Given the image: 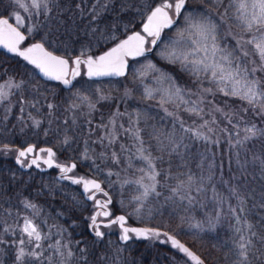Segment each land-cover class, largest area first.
<instances>
[{
  "label": "snow or ice",
  "instance_id": "obj_1",
  "mask_svg": "<svg viewBox=\"0 0 264 264\" xmlns=\"http://www.w3.org/2000/svg\"><path fill=\"white\" fill-rule=\"evenodd\" d=\"M85 2L86 0H80L72 5L70 0H11L14 6L12 10L9 12L6 9L4 13H0V48L22 58L38 70L46 81H56L69 88L70 92L75 88L73 82L81 76H86L89 80L105 77L130 78L132 84L138 86V83H142L143 79L151 74L156 87L145 86L142 99L155 100L164 113L160 119L169 117L172 124L171 129L167 131L153 126L150 136L157 141L158 151H167L169 156L173 153L179 154V148H187L184 144L186 137L218 145L219 139H213L211 134L216 131V114H220L232 128L228 142L230 148L235 150V162L240 176L247 179L248 175L254 176L258 170L261 178H264V127L245 118L246 114L251 113L264 123V0H117L119 12L125 15L131 12L132 16L126 24L111 23L103 29L99 24L104 14L114 6L113 0H93L87 14L82 7ZM72 7L76 9L78 17L72 14ZM77 19L86 21L83 24L84 35L92 39L87 43L81 42L79 48L75 49V42L65 37L70 38L72 32L80 29ZM233 26L239 31H234ZM230 40L234 43H230ZM139 58H143L141 68L130 73L129 61L140 63ZM153 58L163 61L171 68L178 66L180 72L190 77L186 84L191 86L179 84L177 78L154 62ZM40 88L39 81L25 80L22 77L17 79L14 75L8 76L0 83V104L9 102L3 121L8 120V114L12 110L10 97L13 95H19V110L22 114L25 112V105L39 111L37 105L40 100H26L23 93L30 89L34 97L39 96ZM132 92V88L125 87L121 101L131 99ZM218 95L226 98V106L227 100L231 99L239 101L241 107H229L226 111L215 102ZM113 99L115 97L101 87L91 93L80 90L71 92L66 111L73 113L72 125L77 124V112L91 117L98 110L97 105L100 102ZM46 107L51 116L52 110L58 106L48 102ZM84 109L87 111L84 112ZM181 112L195 118L191 125L185 126ZM123 115L125 113L120 112L117 105L107 124L96 125V128H103L106 135L100 136L93 143L105 147L115 144L119 136L116 118ZM128 115L131 118L132 114ZM135 115L137 119L133 123L138 125L141 115L147 114L137 111ZM205 116L209 119H205ZM18 119L21 123L24 122L23 115ZM28 119L35 128H39L42 123L31 113H28ZM86 123L91 126L92 120L86 119ZM68 124L69 121L65 120L64 136L59 141L61 145H70L73 140V137L68 135ZM110 126L111 131L108 130ZM119 129L134 139V158L142 162L141 166L135 169L141 173L139 178L125 179L121 184V188L135 184L139 192L129 201L135 205L132 211L124 214H116L112 210L113 197L102 186V181L87 175H70L76 172L77 163L59 162L58 153L53 147H38L34 143H29L26 147H10L9 143H4L0 146V154L7 157L14 153L15 164L22 169L35 167L43 171L41 165L47 166L48 169H58L57 182L70 181L72 185L81 186L80 195L84 199L72 195L68 211H83L87 202H92V211L85 219L88 222L87 229L94 237V244L104 242L107 233L102 229H112L115 226L119 229L118 239L122 245H126L133 238H143L169 244L177 254H182L177 264L181 261L182 264H219L220 257H212L211 251L205 250L203 245L194 250L193 246L180 237L190 235L194 241L202 240L201 234L216 230L222 212L217 211L214 216L206 214L204 220L193 222L194 217L181 215L177 211L182 208L188 213L191 210L196 200L192 192L195 190L200 193L205 190L204 181L212 180L213 165H208L210 174L207 177L202 174L197 177L191 172L173 175L170 169L165 171L158 168V163H163L164 156H153L150 147H145L141 128H125L121 124ZM221 131L228 132L229 129L224 128ZM91 132L89 127V134ZM44 135H48L47 130ZM254 141L260 144L259 151H254L256 143H252L251 149L247 147ZM84 143L85 149L81 159L87 160L90 159L88 141L85 140ZM120 147L122 152L131 151L125 149L124 145ZM99 156L101 159H111L115 164L121 163L119 155L114 151L110 157L103 152ZM132 160L133 156H129L128 168L133 167ZM249 165L253 166L252 173L248 172ZM92 167L97 172L102 171L95 161ZM112 175L114 173L111 171L107 173L109 177ZM15 176L16 174L12 173L13 179ZM233 179L238 178L233 176ZM169 180L176 182L171 185L167 183ZM108 183L111 185L112 181ZM44 187L49 188L48 185ZM244 187L243 184H236L231 185L228 190L230 197L236 200L235 206H228V212L236 221L232 227L234 235L230 243L224 241L221 244H213L212 248L220 251L226 244L229 245L223 253L227 264H264V219L257 224L248 219L247 213L250 210L246 208L247 193L242 191ZM158 188L168 190L169 194L164 200L173 206L169 215L177 219L175 226H129L128 221L132 216L142 220L141 210L150 197L158 198L162 195ZM213 191L215 193L214 186ZM15 195L20 197L21 194L17 192ZM0 199L6 203L11 202V197L5 198L3 192H0ZM214 199L220 205L224 203V197L219 193L215 194ZM185 201L187 206H184ZM119 203L121 207H126L122 200ZM19 204L24 210H30V214L13 213L11 207L4 208L3 203H0V264H72L73 261L76 264H91L88 248L74 250L71 233L67 228L58 224L49 225L47 218L40 219L43 211L40 205L27 197L20 198ZM259 206L264 208V201ZM58 215L63 216L64 213L60 212ZM8 218H11L13 223H9ZM75 226L76 221L72 220L70 227ZM80 243L81 240L75 241L76 245ZM108 243L109 246L112 245L111 241ZM125 251V247L117 245L111 256L101 253L97 260L103 264H109L110 261L130 264L121 255Z\"/></svg>",
  "mask_w": 264,
  "mask_h": 264
},
{
  "label": "trees",
  "instance_id": "obj_2",
  "mask_svg": "<svg viewBox=\"0 0 264 264\" xmlns=\"http://www.w3.org/2000/svg\"><path fill=\"white\" fill-rule=\"evenodd\" d=\"M80 2V0H70L72 5ZM93 0H86L82 5L87 14L88 8L90 7ZM114 6L109 9L107 13L102 17V21L99 27L103 29L105 25L116 23L117 25L126 24L128 19L132 16L129 12L126 15L119 12V3L117 0H113ZM14 6L11 4V0H0V13H4L7 9L9 12ZM72 14L78 17L76 9L72 7ZM120 17V19H118ZM39 19V18H37ZM139 18H137L138 21ZM86 21L77 19V23L80 25V29L76 32H72L70 38L71 41L75 42L74 48L78 49L81 42L87 43L92 37H86L84 35L83 24ZM93 43L95 40L93 39ZM98 50V49H97ZM152 58V57H150ZM154 59V58H153ZM143 61V58H141ZM159 66L164 67L165 71L170 72L173 76L177 78L178 83H182L184 86H191L186 84L190 80L186 74L180 72L179 67L171 68L165 65L163 61H156ZM5 72L7 74H5ZM27 75H24V73ZM16 76L17 79L21 77L25 80L39 81L41 88V95L35 96L30 89L25 90L23 95L26 100L39 99L40 104L37 105L36 109L28 107L25 105V112L22 114L20 112L19 95H13L10 97V102L13 105L11 112L8 114V120L3 121L5 115L4 106L9 102L6 101L4 104H0V146L4 143H9L10 147H26L29 143H34L38 147H53L54 151H57L58 157L61 160H67L70 162H76L77 168L84 172L89 178H96L102 181V185L109 191L112 195L113 200H115L118 193V185L125 179L134 180L141 173L137 172L135 169L141 166V162L136 160L134 157L136 155V142L129 135L125 134L119 125L123 124L125 128L129 127H139L143 131L141 133L144 141L145 147L152 151L153 156H164L163 163H158V168L165 171L169 169L176 175L180 172H191L195 176L199 177L201 174L207 177L210 173L208 170V165L212 164V180L208 181L205 179L203 192L197 193L193 190L192 195L196 197L191 210L185 213L183 209H177L181 215H190L195 218L193 222L202 221L205 219V215L214 216L217 211L222 212L220 223L214 232H206L201 234L202 240L194 241L193 237L190 235H182L180 238L183 241H187L195 249H200L201 245L207 251H211L212 257H220L219 264H227L223 259V253L227 251L229 245H225L220 251L212 248L213 244H221L224 241H231L234 232L232 227L236 224L233 216L228 212L229 204L235 206L236 200L230 197L229 187L231 185L243 184L245 187L242 191L247 193L246 208L250 210L248 212V219L253 223L257 224L258 221L264 219V208L259 205L264 201V178H261L259 171L255 172V175H248L247 179L240 176L237 165L236 157L234 155L235 150L229 146V134L232 131L231 125L227 124V121L220 114H216V119L218 121L216 125V131L219 136V144H197L196 140L185 138L184 144L187 148L181 147L178 149V153H173L171 156L168 155L167 151L161 153L157 150V141L152 139L150 133L153 132V126L156 128H162L164 130L171 129L172 124L165 119L160 118L164 116L163 111L158 106H151L150 103H156L153 100L145 101L141 99L142 91L137 85H133L131 79H126L128 83V88H133V95L131 99H125L121 101L119 95L122 88H118L110 82L109 79L104 80H88L85 77H79L77 82L74 84L75 88L71 89V92L80 90L81 92H94L97 87H101L104 91L115 99L110 101H102L97 105V111H95L91 117H86L80 115L79 112L76 113V126L71 123L73 113L66 111L68 102L70 99L71 92L69 89H65L59 83L49 82L42 80L36 71L30 67L25 62L22 63L20 59L11 57L10 55L0 51V82L6 80L8 76ZM148 82V79L147 81ZM108 83V84H107ZM47 88V91H45ZM46 97V100H45ZM221 95L216 97L217 103L221 107H224L227 111L229 107L232 109H238L241 107L239 101L230 102L227 100V106L225 105V100ZM48 102L56 104L58 107L52 110L53 114L49 116V110L46 107ZM238 102V103H237ZM119 106V111L125 113L123 116L116 118V128L119 132L118 139L115 144L105 147L99 143H93L97 141L100 136H104L102 133V128H96L98 124H107L108 118L116 111V106ZM84 112L87 110L84 109ZM139 111L141 115L138 125L133 122L136 121L137 117L135 113ZM28 113H31L36 119L42 121L39 128L32 126V121L28 119ZM128 114H132L129 118ZM243 114V113H242ZM23 115L24 122L18 119ZM186 115V114H185ZM246 119L254 120L258 126L264 127V123H261L259 118L254 117L251 113L245 115ZM86 119L92 120V125L89 126L86 123ZM68 120V135L73 137L70 145H61L60 140L63 139L65 125L64 121ZM170 120V119H169ZM51 122V123H50ZM235 122V121H234ZM15 126V127H13ZM89 127H91L92 132L89 134ZM23 128V131L21 129ZM228 128L229 131H221V129ZM47 130L48 135L45 136L44 132ZM180 135V133H177ZM88 141L89 152L88 155L90 159H81V154L84 152L85 143ZM252 143H256L257 147L254 151L260 150V144L257 142H251L247 145L249 149L252 148ZM107 144V141H105ZM121 145L125 146V149H131V151H121ZM116 152L121 160L120 164H115L111 159H101L99 154L105 153L107 157L111 156L112 152ZM133 156L132 168H128V157ZM249 158H251V153H249ZM93 161L102 170L97 172L94 167H92ZM201 165L203 171H201ZM111 171L114 173L112 176H107V173ZM248 172H253V166H248ZM12 173H15V179L12 178ZM54 169L47 171H40L34 168L28 170H22L15 164L13 159L8 157L0 158V192L4 193V197H11V202L6 203L0 199V203H3L4 208L11 207L13 213L21 212L23 214H30V210H24L22 205L19 204V199L22 197H27L36 204L40 205L42 208L41 218H47L48 224H58L67 228L68 232L71 233V240L73 241L74 250L79 248H88L89 256L88 259L91 264H103L97 260V257L101 253H105L108 256L112 255L115 246L119 245L125 247L127 251L123 252L122 257L129 261L130 264H177L178 259L177 253L169 248L165 244L157 243H141L137 241H128L126 245H122L116 234L106 235L105 240L101 244H94V237L90 234L87 229V220L85 219L90 215L91 205L87 202V207L81 211L76 210L74 212H69L68 209L71 207V196L76 195L79 199H82L81 195L73 192V185L66 181H59L55 178ZM118 173V175H117ZM130 176V177H128ZM236 176L238 179H233ZM163 182V178L161 177ZM109 181L112 184L109 185ZM175 180H169L167 183L174 185ZM227 182V183H225ZM70 184V185H69ZM48 185L49 188L44 186ZM213 186L215 187V193L213 191ZM129 190L127 194H122L123 197L130 201L132 197L139 194L137 191V186L135 184H128L125 187ZM51 189V193H50ZM162 192V195L158 198L150 197L145 203L144 208L141 210V216H145L146 219H133L131 222L138 226H148V227H163L165 224H170L175 226L178 222L175 216H170L169 213L172 212L173 206L171 203H165L164 197L167 196V188H158ZM19 192L20 197L16 196L15 193ZM41 193L37 195V193ZM219 193L224 197V203L222 205L218 204L217 200L214 199L215 194ZM66 196L68 197L66 199ZM134 203H128L126 207L118 208L114 205V210L116 213L129 212L133 207ZM184 206H187L185 201ZM151 210V211H150ZM63 212L64 215L60 216L58 213ZM9 223H13L11 218H8ZM76 221V226L70 227L71 221ZM40 222L39 220L37 221ZM207 228V224H205ZM55 231V229H53ZM67 235L65 239H67ZM81 240L82 243L79 245L75 244V241ZM109 241L112 245L109 246ZM91 253H95L92 255ZM77 255L79 252L77 251ZM176 259H173V258ZM72 264H76L75 261ZM109 264H117L116 261H110Z\"/></svg>",
  "mask_w": 264,
  "mask_h": 264
},
{
  "label": "rangeland",
  "instance_id": "obj_3",
  "mask_svg": "<svg viewBox=\"0 0 264 264\" xmlns=\"http://www.w3.org/2000/svg\"><path fill=\"white\" fill-rule=\"evenodd\" d=\"M233 30L234 31H236V32H238L239 30L237 29V28H235V26H233ZM230 43H234V41H229ZM9 55V54H8ZM10 56L11 57H14V58H18V59H20V61L22 62V63H24L25 61H23L22 60V58H19V57H16L15 55H12V54H10ZM26 63V62H25ZM143 63V61H140V63H130V68H129V72L131 73L132 71H135V70H137V69H140L141 68V64ZM27 64V63H26ZM30 67H32L31 65H29ZM35 71H36V73H38L39 74V72H38V70H36L34 67H32ZM81 77H84V76H81ZM79 78V77H78ZM78 78H77V80H78ZM107 79H109V81L110 82H108V83H112V85H114V86H116V87H118V88H122L121 89V91H124V89H125V87H128L129 85H128V83H127V80L125 79V78H122V77H117V78H107ZM147 79H148V82H146L147 81ZM77 80L76 81H74V83H76L77 82ZM102 80H104V79H102ZM145 81V82H144ZM4 82V80H2L0 83H3ZM143 84L142 85H139V89H140V91H142L143 92V89H144V87L145 86H147V87H149V88H155L156 87V84H155V82H154V80L152 79V75L151 74H149V75H147L144 79H143ZM107 83V84H108ZM179 84H181L182 85V83H179ZM133 89V88H132ZM123 94V92H121L120 93V95H119V99H120V97H121V95ZM134 93L132 92V95H133ZM141 99H142V97H140ZM154 102H156L155 100H153ZM225 101V100H224ZM228 101L230 102V99H228ZM215 102L217 103V100H216V98H215ZM238 103V102H237ZM151 104V106H153V107H155V106H157V104L156 103H150ZM219 104V103H218ZM8 106V104L7 105H5L4 106V108H6ZM186 113H183V112H181L180 113V115L182 116V118L185 120V126H189V125H191L192 124V121H193V119H195L194 117H189L187 114L185 115ZM170 119V120H169ZM205 119H209V117L208 116H205ZM107 120H109V118L107 119ZM166 121H169L170 123H171V118H169V117H167V120ZM200 121H197V123H199ZM217 123H218V121H217ZM215 127V129H216V125L214 126ZM102 133H103V135H106V133H105V130L102 128ZM109 131H111V126L109 127V129H108ZM167 130H170V129H166V131ZM212 136H213V139H216L217 138V136H219V134H217V131H215L214 132V134H211ZM196 143L197 144H200V143H203V144H205V142L203 141V140H196ZM14 153H10L7 157L8 158H10V159H13L14 160ZM0 158H5V156H3L2 154H0ZM58 158V161L59 162H61V163H64V162H70V161H67V160H61L59 157H57ZM15 161V160H14ZM141 164H142V162H141ZM41 166H43V165H41ZM18 167H19V165H18ZM59 173V170L58 169H55V175L56 174H58ZM70 175H85L84 174V172L83 171H81L79 168H77V170H76V172L75 173H73V174H70ZM128 177H130V176H128ZM137 178H139V176H137ZM136 177L134 178V180L135 179H137ZM121 184H122V182L118 185V195L116 196V198H115V200H114V204L111 206L112 207V210L115 212V210H114V205H116L119 209L120 208H123V207H121V205H120V201L122 200L123 202H124V205H127L128 203H129V201H127V198L126 197H123L122 196V194H127L128 192H129V190L128 189H126L125 187H126V185H124V187L123 188H121ZM70 185V184H69ZM72 185V184H71ZM77 192V193H81V191H80V188H79V185H74L73 186V192H75V191ZM106 190V189H105ZM90 205H91V211H92V202L90 203ZM91 211H90V213H91ZM132 211V209L129 211V212H131ZM116 213V212H115ZM120 213H122V212H120ZM122 214H124V213H122ZM141 215V214H140ZM142 217V219H146V217L145 216H141ZM133 219H138L136 216H132L131 218H129V221H128V224H132L131 223V220H133ZM103 231H105L106 233H107V235H110V234H116L117 236H119V229L118 228H116L115 226L112 228V229H102ZM161 239H163V237H161ZM141 240H142V242H141ZM130 241H137V242H141V243H143V244H145V243H157L158 241H153V240H145V239H143V238H141V239H135V238H133L132 240H130ZM165 245H167L169 248H171L170 247V245L169 244H165ZM173 251H175L174 249H172ZM176 252V251H175ZM182 254H177V258H179L180 256H181ZM178 260H180V258L178 259ZM180 264H182V261L180 262Z\"/></svg>",
  "mask_w": 264,
  "mask_h": 264
},
{
  "label": "water",
  "instance_id": "obj_4",
  "mask_svg": "<svg viewBox=\"0 0 264 264\" xmlns=\"http://www.w3.org/2000/svg\"><path fill=\"white\" fill-rule=\"evenodd\" d=\"M1 50H3V51H6L7 52V50H5V49H3V48H0ZM12 54V53H11ZM42 77V76H41ZM43 78V77H42ZM87 78V77H86ZM106 78V77H105ZM44 79V78H43ZM88 79V78H87ZM100 79H102V78H100ZM56 82V81H55ZM66 88V87H65ZM45 168H47V166H45ZM23 169H26V168H23ZM81 191H82V188H81ZM129 226H133V227H142V226H135V225H129Z\"/></svg>",
  "mask_w": 264,
  "mask_h": 264
},
{
  "label": "bare ground",
  "instance_id": "obj_5",
  "mask_svg": "<svg viewBox=\"0 0 264 264\" xmlns=\"http://www.w3.org/2000/svg\"><path fill=\"white\" fill-rule=\"evenodd\" d=\"M139 60L142 61L141 58H139ZM130 63H137V62H136V61H131V60H130V61H129V64H130ZM135 152H136V151H135Z\"/></svg>",
  "mask_w": 264,
  "mask_h": 264
}]
</instances>
